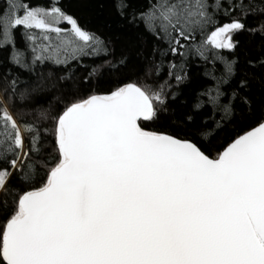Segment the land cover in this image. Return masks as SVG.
Returning <instances> with one entry per match:
<instances>
[{
    "label": "snow or ice",
    "instance_id": "6c2138e0",
    "mask_svg": "<svg viewBox=\"0 0 264 264\" xmlns=\"http://www.w3.org/2000/svg\"><path fill=\"white\" fill-rule=\"evenodd\" d=\"M49 2L46 9L28 0H4L0 49L14 45L13 32L22 27L33 45L41 41L31 49L38 53L33 64L66 66L106 51L103 41L57 6L58 0ZM229 7L249 11L243 0H232ZM256 10L264 12V6ZM141 19L149 32L163 33L173 55L205 61L214 48L233 49L231 33L245 27L234 20L197 43L212 22L206 0H157ZM63 23L70 27H60ZM13 60L22 64V54ZM206 74L216 87L198 95L193 112L207 105L213 115H228L232 105L222 102L220 86L234 75L233 64H225L219 78ZM154 101L164 103L160 92L130 83L66 108L57 120V165L43 187L15 199L0 240L6 264H264V123L212 159L190 140L145 131L138 121L156 116ZM40 151L39 130L22 127L0 108V163L11 169H0V206L15 195L7 186L13 171L26 182L35 177L29 157Z\"/></svg>",
    "mask_w": 264,
    "mask_h": 264
},
{
    "label": "trees",
    "instance_id": "16d2710c",
    "mask_svg": "<svg viewBox=\"0 0 264 264\" xmlns=\"http://www.w3.org/2000/svg\"><path fill=\"white\" fill-rule=\"evenodd\" d=\"M28 2L50 7L49 0ZM230 2L221 0L218 8L217 0H206L212 22L198 35L197 43L234 20L245 25L243 30L231 33L233 49L214 48L207 53V61L193 54L173 55L159 29L156 33L146 29L141 13L157 0H58L57 6L73 17L82 30L103 41L106 49L99 55L71 60L66 66L51 61L33 64V56L38 53L31 49L41 41L33 45L22 27L14 30V45L0 49V108H6L22 127L32 125L39 130L41 151L38 156L29 157L36 166L30 182L22 180L16 171L8 179L7 186L16 192L8 195L6 206H0V240L14 215L16 197L43 187L50 170L57 165V120L73 103L93 95H108L130 83L149 93L160 92L164 103L154 101L156 116L150 120L141 118L140 126L149 132L191 140L214 159L237 137L264 121V12L256 10L264 6V0H243L249 7L246 15L238 7H229ZM122 4L127 7L121 8ZM6 8L4 0H0V9ZM59 26L70 27L67 23ZM32 31L39 34L40 30ZM17 52L23 56L22 64L13 60ZM228 63L233 64L234 75L220 87L224 93L222 102L231 103V112L225 115L217 111L213 115L211 106L206 105L194 113L192 106L198 95L216 87L217 81L206 73L219 78ZM178 75L180 82L176 80ZM241 82L246 86L242 87ZM189 115L194 117L192 121L187 119ZM206 128L212 130L211 134L202 137L200 133ZM24 138L27 150L28 134ZM0 169L11 171L7 163H0ZM0 264L6 262L0 258Z\"/></svg>",
    "mask_w": 264,
    "mask_h": 264
},
{
    "label": "water",
    "instance_id": "95a60500",
    "mask_svg": "<svg viewBox=\"0 0 264 264\" xmlns=\"http://www.w3.org/2000/svg\"><path fill=\"white\" fill-rule=\"evenodd\" d=\"M131 84H133V83H131ZM136 85V84H135ZM138 86V85H137ZM139 87V86H138ZM142 89V88H141ZM143 90V89H142ZM262 123H264V121L262 122ZM261 124V123H260ZM259 124V125H260ZM259 125H257V126H255L254 128H252L251 130H249V131H247V132H245V133H243L242 135H240V136H243V135H246L248 132H250V131H253L255 128H257ZM146 131V130H145ZM149 132V131H148ZM158 134H166V133H158ZM167 135H170V134H167ZM171 136H173V135H171ZM239 136V137H240ZM174 138H177V139H181V138H178V137H176V136H173ZM239 137H237L236 139H238ZM235 139V140H236ZM181 140H188V139H181ZM234 140V141H235ZM191 141V140H190ZM234 141H232L227 147H225V149L223 150V151H225ZM192 142V141H191ZM194 143V142H193ZM199 147V146H198ZM223 151L220 153V154H222L223 153ZM211 158V157H210ZM212 159H214V158H212Z\"/></svg>",
    "mask_w": 264,
    "mask_h": 264
}]
</instances>
